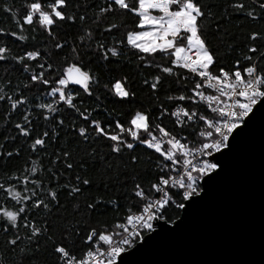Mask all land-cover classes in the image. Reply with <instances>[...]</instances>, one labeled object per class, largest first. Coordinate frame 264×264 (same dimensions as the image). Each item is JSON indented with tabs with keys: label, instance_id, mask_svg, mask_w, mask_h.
I'll return each instance as SVG.
<instances>
[{
	"label": "snow or ice",
	"instance_id": "snow-or-ice-1",
	"mask_svg": "<svg viewBox=\"0 0 264 264\" xmlns=\"http://www.w3.org/2000/svg\"><path fill=\"white\" fill-rule=\"evenodd\" d=\"M0 13V264H133L264 135V0Z\"/></svg>",
	"mask_w": 264,
	"mask_h": 264
},
{
	"label": "water",
	"instance_id": "water-1",
	"mask_svg": "<svg viewBox=\"0 0 264 264\" xmlns=\"http://www.w3.org/2000/svg\"><path fill=\"white\" fill-rule=\"evenodd\" d=\"M133 264H264V135L239 149L226 174L172 234Z\"/></svg>",
	"mask_w": 264,
	"mask_h": 264
},
{
	"label": "trees",
	"instance_id": "trees-1",
	"mask_svg": "<svg viewBox=\"0 0 264 264\" xmlns=\"http://www.w3.org/2000/svg\"><path fill=\"white\" fill-rule=\"evenodd\" d=\"M8 14L0 13V22L4 20V17ZM146 99V98H145Z\"/></svg>",
	"mask_w": 264,
	"mask_h": 264
}]
</instances>
